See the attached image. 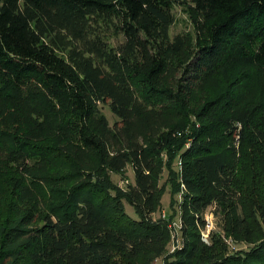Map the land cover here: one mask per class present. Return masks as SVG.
Wrapping results in <instances>:
<instances>
[{"label":"trees","instance_id":"1","mask_svg":"<svg viewBox=\"0 0 264 264\" xmlns=\"http://www.w3.org/2000/svg\"><path fill=\"white\" fill-rule=\"evenodd\" d=\"M160 256L264 264V0H0V264Z\"/></svg>","mask_w":264,"mask_h":264},{"label":"rangeland","instance_id":"2","mask_svg":"<svg viewBox=\"0 0 264 264\" xmlns=\"http://www.w3.org/2000/svg\"><path fill=\"white\" fill-rule=\"evenodd\" d=\"M176 18H177V21L172 26V30H171L172 33L180 32V31H185L186 32V31H189L192 28V25L188 21L187 15L184 12V10L181 8V6L180 7L178 6L177 9H176ZM103 111L108 116V118L111 121V123H113V122H115L117 120V117L114 115V113L112 112V110L110 109L109 106H104L103 107ZM177 162H178V159L176 160V165H175L176 167H177ZM166 174L167 173L165 172V174L163 175L164 177L161 180V182H163V181L166 180V178H167ZM126 175H124V176L125 177H129V180L130 181H134L135 180V176H134V172H133V167L132 166H129L127 168ZM113 177H114L115 181L117 183H119L120 185H122V186H125L126 185V180H125L126 178H123V177H121L118 174H113ZM171 197H172V191L170 190V186L168 184V185H166L165 191H164V193L162 195V198H161V203L163 205H162L161 209L157 212L156 216L157 215L162 216L163 212L166 213V216L168 214H171L172 213V209H171V206H172V204H171ZM178 197L179 196L176 194V200H177ZM126 205H127L126 206L127 212L130 215H132L133 217H137V213H136L133 205H131L129 201L126 202ZM174 218L175 219H178V213L174 216ZM211 219H212V223L208 227L209 228H215L216 227V217H213V215H212ZM180 242H181V235H178V234L173 235L172 236L171 243H170V247L171 248L172 247H175ZM232 244H234V243H232ZM153 264H165L164 257H162V256L158 257L157 259H155L153 261Z\"/></svg>","mask_w":264,"mask_h":264},{"label":"built area","instance_id":"3","mask_svg":"<svg viewBox=\"0 0 264 264\" xmlns=\"http://www.w3.org/2000/svg\"><path fill=\"white\" fill-rule=\"evenodd\" d=\"M178 167H179V169H181V167H182V161H180V160H178ZM182 187H183V184H182ZM181 195L182 194L180 193L178 198H180ZM162 216L163 217H167L165 212H163ZM210 216L212 217V214L211 213H210V215L209 214L207 215L208 226L211 225V223H212V219H211ZM180 225H181V220H180L179 217H178V219H172V221H170L169 226L172 229V231L174 230V235L178 234L177 231L180 228ZM208 234H209L208 232H204V238L205 239H207Z\"/></svg>","mask_w":264,"mask_h":264}]
</instances>
